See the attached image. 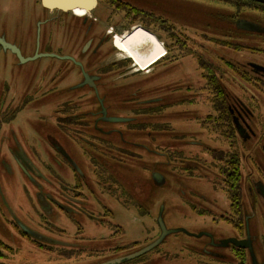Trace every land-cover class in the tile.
Segmentation results:
<instances>
[{"label":"rangeland","instance_id":"rangeland-1","mask_svg":"<svg viewBox=\"0 0 264 264\" xmlns=\"http://www.w3.org/2000/svg\"><path fill=\"white\" fill-rule=\"evenodd\" d=\"M120 1L151 13L164 23L153 19L142 21L108 5L106 0H100L87 15V24L93 21L97 34L101 35L105 30L112 31L109 48L115 70L112 69L110 77V114L122 118L132 117L129 108L120 105L119 99H126L134 91H140L138 96L142 99L158 95L159 101L162 99L165 106L153 118L139 117L141 120L150 119L157 124V128L146 127L135 132L129 130L124 122L111 123L114 125L112 127L120 128L131 142L126 145L112 143L118 147L119 155L113 152L109 157L110 151L103 146L95 149L82 142L71 144L73 157L92 181L93 192L92 189L82 188L87 196V215L89 212L95 215V219H92L85 213H74L71 218L61 209L44 204L41 195V192H46L52 194L50 197L53 199L57 197L56 185L48 186L44 180L53 181L56 176H51V171L65 183L73 184L75 181L73 171L67 165H58L47 145L48 136L53 132L51 125L55 122L53 110L64 99L62 95L40 99L42 91L48 92L49 88L57 86L48 81L41 83L42 72L52 66H61L68 72L71 68L69 60L57 57L71 55L86 68L87 56L84 54L87 46L83 45L87 39L88 26L83 24V17L71 12L59 18L56 11L45 9L41 0H0V37L16 45L22 57L30 58L29 61L21 62L13 53L0 51V91L10 92L16 100L24 94L32 95L26 110L18 116L16 127L26 135V145L33 155L31 160L36 168H42L44 177L38 186L29 176L25 180L11 166L13 173L0 181L4 198L3 206H0V240L12 248H0L3 254L0 260L3 262L100 264L110 261L143 248L157 238L160 232L157 217L161 207L168 229L181 228L192 235L207 233L215 240L240 237L238 230L220 218L228 215L230 206L225 188L219 185L220 177L216 176L213 169H203L202 159H205L208 167L210 159L202 146L190 142L200 141L209 147L227 150V141L234 138L235 132L231 115L229 122L232 129L223 122L219 126L214 124L219 119L214 120L211 94L203 78L205 69L200 68L199 60L204 66L207 64L213 68L224 90L230 95V107L242 115L240 124L244 127L247 125L252 132L248 131L250 138L245 144L246 150L242 152L243 178L249 177L264 185V75L253 74L248 66L257 64L264 67V8L239 5L236 0ZM77 12L81 13L79 10ZM242 23L252 28H245ZM135 26L159 37L167 53L145 71L132 66L131 59L121 57L116 47L127 52L134 50L135 44L140 41L146 45L154 44L151 36L135 28L127 36L130 39L128 43L117 39L116 47L113 44L115 35L129 32ZM136 38L139 40L136 41ZM220 41L245 49H230L220 45ZM73 45L77 48L71 53ZM59 47L62 50H58ZM103 50L108 49L105 47ZM46 53L57 57L46 56ZM238 72L243 73V79ZM80 78L79 71L73 81ZM70 79L68 77L61 86L69 84ZM85 89H77L80 96L85 93ZM63 93L67 94L65 91ZM74 93L68 92V96ZM79 103L81 109L95 110L85 100ZM209 114L213 118L207 119ZM33 149L39 156L33 154ZM167 150L170 152L169 165L166 157L159 155L161 152L167 153ZM194 154H198L201 160L189 162L198 175L190 177L184 169L185 158L181 156ZM92 159L94 165L90 162ZM98 161H106L117 170L118 175L107 168L104 170L109 179L110 191L117 196L102 192L101 186L96 183L93 167L98 165ZM155 171L163 174L166 180V183L156 188L151 181ZM243 198L254 254L258 264H264V201L257 192L249 195L243 191ZM135 200L138 203H134ZM123 202L136 207L124 208ZM103 206L112 214L105 215ZM12 219L24 221L26 228L36 233L44 246L18 236L8 224ZM208 242L205 236L198 238L182 232L172 233L156 249L143 256L145 262L137 264H240L242 261L229 249H220L215 256L209 255L207 252L211 248ZM135 245L136 249H131ZM115 247L123 250H115ZM93 249L102 252L91 253ZM246 253L242 263L252 264L249 253Z\"/></svg>","mask_w":264,"mask_h":264},{"label":"flooded vegetation","instance_id":"flooded-vegetation-1","mask_svg":"<svg viewBox=\"0 0 264 264\" xmlns=\"http://www.w3.org/2000/svg\"><path fill=\"white\" fill-rule=\"evenodd\" d=\"M99 1L100 0H98V2ZM76 10L81 11V13H78ZM76 10L71 12V14L73 13L75 16L83 17L82 19L83 24L88 26L86 29L87 39L83 45L85 46L86 44L87 46L85 49L86 53L84 54L87 56L86 68L84 64H82L81 62H77L76 60L77 58H75L73 55H71L70 57H72L74 61L67 60L71 64L70 65L71 68L70 66H67L70 68L68 72H66L67 70H63V67L61 66L57 68H55L54 66L46 68L42 72L41 83L48 81L51 85L53 83H56L57 86L49 88L48 92L42 91L41 93L42 96L40 98L44 100L46 99V97L53 98V97L62 95L64 99L53 110L55 122L54 124L52 123L51 125L52 126L51 129L53 130V132L51 133L52 134L51 136H48L47 145L49 146L51 150L50 154L54 156L53 158L57 161V164L67 165L73 171V174L75 177V181L73 184H68V183L63 182L53 171H51L49 174L53 177L56 176L55 178L57 179L52 178L53 181L46 180L41 174L42 168H36L34 166V163L31 160L33 155L29 147L26 145V142H27L26 135L22 134L23 131H20V129L16 127V124H17L16 122H18L16 120L18 116L21 113H23V111L26 110L25 107L28 102H31L32 95L24 94L21 96L20 99L16 100V98L12 96L10 92L6 90L0 91V181L1 179L4 181L5 177L8 178L10 176V175L8 176V174L13 173L11 166H13L18 172H20L25 177L24 178L25 180H26V177L29 176L32 179L31 181L34 184L38 185L42 181L41 178H44L46 185L48 186H50L51 184L56 185L55 188L57 190L55 192H56L57 197H54L55 199H53L52 197H50L52 194L49 195L50 193L41 192V190H39L41 192V195L43 194V197H44L43 203L48 204L50 207L61 209L66 215H68L71 218L74 217V213L80 214V215L84 213L87 215L88 213V210L86 209L87 200L85 199L87 198V196L82 192V188L86 187L87 190L92 189L91 191L93 192L92 181H90L88 176L85 174V172L82 170V168L79 166V164L73 157L74 153L72 152L71 144L82 142V143L90 145L91 148H95V149H99V147L103 146L105 149L110 151L109 152V157H110L111 153L113 152L117 153L118 155L120 154L118 147L112 145V143L116 142V143H120L124 145H126L127 143L129 144L131 143L125 138V133L120 128L112 127L114 125H112L111 123H114V122H109L103 119V115L101 113L102 106H103L106 110V115H105L106 118L118 117V116L111 115L109 111L110 107L112 106V104L109 102V94L111 91L110 77L112 74V69L113 71L115 70L114 64H112L110 60V48H109L110 46L109 44L111 43L110 34L112 31L105 30L103 34L101 35L97 34L94 28L93 21L87 24L89 13L81 9H76ZM64 14L68 15L70 14V12L63 13V14L62 12H57V16L59 18H61L62 15ZM57 16H52V18H57ZM71 17L75 18L72 15ZM135 28L141 29L145 33H147L149 36H151L154 41V44L149 43L146 45L142 41H140L141 44L139 42L136 43L134 50L132 49L131 51H127V52L122 51L120 48L116 47L115 41L117 39L122 40L124 44L128 43L127 41H129L130 39L127 38V36L131 34L133 29ZM0 38L7 41L5 37H0ZM113 40H114L113 44L120 52V56L131 59L133 62L132 66L137 67V69L141 71L150 69L155 63L162 60L167 54L166 49L164 48V45L162 44V42L154 34L145 30L144 28L140 26H135L129 32H125L122 35H115ZM138 40L139 39L136 38V41ZM132 41H131L132 42L131 44L134 43L135 39ZM105 47H107L108 50L104 51L103 49ZM59 48L58 50H62L61 49L62 47H59ZM76 48H77L76 45H73L71 49V53H73V50ZM0 51H3L5 53L7 52L10 53L9 50H4L1 44H0ZM76 62L80 63V65H78ZM248 66L252 70L251 72L253 74L264 75V73L254 71V69L250 66V64H248ZM119 67H116V68L119 69ZM79 71L81 74V78L77 81H73L74 78H77ZM83 71L88 75L89 80H87V82H85V79L83 77ZM68 77L71 78L70 79L71 82L67 85L64 84V86H61L64 81L68 80ZM7 88L8 87H6V89ZM79 88H86L84 90L85 93L82 94L81 96L77 92V89ZM63 91H65L67 94H64ZM73 91L75 92L74 95L68 96V92L71 93ZM139 92L140 91H134L130 93L128 96H126L127 97L126 99H123V98L119 99L121 101L120 105H126L127 108H129V111L131 112V114L133 115L132 117L128 118L130 119L129 121L124 122V123L128 125L127 128L129 130H135V132H140L146 127L147 128L149 127L157 128L158 127L156 126L157 124L153 123L150 119L141 120L139 119V117L140 118L141 117L142 118L143 117L153 118L155 115H158L159 113L163 111V108L165 105L162 104L163 103L162 99L161 101H159L160 98L158 97V95H151L150 97L142 99L138 96ZM152 93H155V92L152 91ZM229 96L230 95L228 93L227 109H228L229 115H231L232 117V124L235 129L236 135H235V132H233L234 138H231L230 141H227L228 149L224 150V149L212 148V147L202 144V142L200 141H190V142H192V145L202 146L204 152L207 153L210 159V162L208 164L209 167L207 166L205 159H202L201 163L203 165V169L209 171L208 170L209 168V169H213L216 172V176L220 177L219 185L221 188L222 187L225 188L226 193H227L228 187L231 184L230 175L232 171L229 170L230 167L226 166L228 164L225 163V160L227 159L225 156L234 154L238 156V158L240 159V177L237 178L236 186H237V189L240 187V191H241V204H242V209H243V212H242L243 224L239 223V220L235 214V211L231 209V204L229 206L228 215L220 216V218L221 220H224L228 222L229 224H231L232 227H234L236 230L240 232V237L239 238L236 237L235 238L236 240H245L247 238L246 223H248V216H247V213L244 212V208H243L244 207L243 206V199H244L243 191L245 193H248L249 195H253L254 192H257L264 201V185L261 182H256L253 179H249V177L243 178L242 152L246 150L247 148L245 144L250 138V135L248 133V131L250 132V128L247 125H245L244 127L242 124H240V117L242 115L238 113L236 109L230 107L232 103H230L229 101ZM81 100H85L87 104H89L88 106L94 107L95 110L89 111L86 109H81V106L79 103ZM128 103H131L132 105H128ZM209 115H207V119ZM235 120H237V123L240 124L241 126L239 128L240 130L235 126ZM202 123L203 121H201V124ZM220 123L221 122L219 121H215L214 124L218 125ZM204 126H206L205 123H204ZM168 150L166 151L167 153H164V152L159 153L160 156L166 157L167 165L171 163L169 159L170 152ZM33 154L36 157L39 156L35 149H33ZM214 155L216 158L215 160H214ZM112 156L116 158L114 154H112ZM181 157L185 158L183 160L185 164L184 169L186 170V174L190 177L198 176L196 174L197 171L194 168H191L189 162L190 161L197 162L199 159L201 160V157H199L198 154L190 155L188 157H185V156H181ZM90 162L92 163V165L95 164V161L93 159L90 160ZM106 168L107 170L109 169L112 172H115L117 174L116 172L117 170L113 167L111 168L110 165H108L106 161H98V165L93 167V175L96 177V183L99 186H101L100 189L102 190V192L107 193L109 195L112 194L114 196H117L115 193H111L110 191V188H109L110 183L108 182L109 179L108 177H106L105 172H104ZM155 172L159 173L158 171H155ZM151 181L154 184L152 185L154 188L159 186L153 181V178ZM164 183H166L165 178H164ZM38 189H41V188H38ZM2 193L3 191L1 189V183H0V206H3L2 202L4 198L2 196ZM78 197H81V198L79 199ZM77 203H79V205ZM134 203H138V201L135 200ZM122 206H124V208L125 207L130 208L132 206L136 207V205H128L126 204V202H123ZM102 210H104L103 213L105 215L110 213V210L106 208V206H103ZM111 214L112 213H110V215ZM200 214L202 213L200 212ZM88 215L92 219H95L94 214L89 212ZM8 224L10 228L13 231H15L16 234L20 236L21 238L26 239L27 237L32 241L41 242L39 240L33 239L32 237L26 234V231H24L21 227L22 225L23 227L26 228V223L24 221L12 219L8 221ZM159 234L157 235V238L159 237ZM202 236H205L208 238L209 242L207 243V245L211 248V250L207 252L209 255L215 256L217 255L218 250L229 249L231 250V253L234 256H236L237 259L239 260L237 256L238 251L242 250L245 252V254H247L246 252L249 253L248 250L237 248L232 243H227L226 246H220V243L222 241L228 240V239H234V238L226 237V238H220V239L215 240V238L212 235H211L212 238L209 237L208 235H202ZM42 246L44 245L42 244ZM157 247L153 248L149 252L153 251ZM0 248L4 250L5 249L12 250L10 246L6 245L1 240H0ZM114 249L119 250V251L123 250V248L121 247H115ZM131 249H136V245L132 246ZM140 249H142V247L130 253L123 254L114 259L126 257L128 255H131L139 251ZM79 251L84 252V250H81V249H79ZM96 251L102 252V250H99V249H93L90 252L94 253ZM147 253H145L144 255H147ZM204 253L206 254L205 250H204ZM2 255L3 254L0 252V257ZM144 255L131 259V260H127V261L124 260L119 264L143 263L146 261V260L145 261L142 260ZM147 261H151V260H147Z\"/></svg>","mask_w":264,"mask_h":264},{"label":"water","instance_id":"water-1","mask_svg":"<svg viewBox=\"0 0 264 264\" xmlns=\"http://www.w3.org/2000/svg\"><path fill=\"white\" fill-rule=\"evenodd\" d=\"M253 2H257L260 4L264 5V0H250ZM41 4L42 6L49 10V11H57V12H62V13H67V12H73L76 9H81L86 11L87 13H91L98 4V0H41ZM242 26L245 28H252V26L246 24V23H242ZM0 44L2 46V48L4 50H9L11 53H13L21 62H26L29 61L30 58H24L22 57V54L20 52V49L11 43H8L7 41H5L4 39L0 38ZM46 56H52V57H57L56 55H53L51 53H46ZM59 59H67V60H73L74 59L70 56H63V57H57ZM77 63V62H76ZM78 65H80V63H77ZM250 66L254 69V71L256 72H261L264 73V67L259 66L257 64H250ZM83 77L85 79V82H87L88 79V75L83 71ZM101 113L103 115V119L109 121V122H127L130 119L128 118H122V117H109L106 118V110L105 108L102 106V110ZM235 126L239 129L241 126L240 124L237 123V120H235ZM242 129V128H241ZM240 130V129H239ZM152 178L153 181L161 186L164 183V178L160 173L154 172L152 174ZM163 207H161L159 214H158V218H157V224L159 226L160 229V234L159 237L154 240L152 243H150L149 245L143 247L142 249H140L139 251L128 255L126 257H122V258H118V259H114L105 263H101V264H119L124 260H131L134 258H137L139 256H142L143 254L149 252L150 250H152L153 248H155L156 246H158L160 243H162L164 241V239L172 233H178V232H182L194 237H201L202 235H208L209 237H211V235L207 234V233H200L198 235H192L189 232H187L185 229H168L165 226L164 220H163ZM247 228V238L245 240H236V239H228V240H224L220 243V246H226L227 243H232L234 246H236L237 248L240 249H247L249 251L250 254V258L252 261V264H258L256 256L254 254V250H253V246H252V241L250 238V234H249V230H248V223H246ZM22 229L24 231H26V234L29 235L32 238L35 239H39L41 240V238L34 233L33 231L29 230L28 228H25L21 225ZM212 238V237H211Z\"/></svg>","mask_w":264,"mask_h":264},{"label":"trees","instance_id":"trees-1","mask_svg":"<svg viewBox=\"0 0 264 264\" xmlns=\"http://www.w3.org/2000/svg\"><path fill=\"white\" fill-rule=\"evenodd\" d=\"M108 5H112L114 8H116L117 10H122L128 14H131L133 16H135L136 18H141V20H150L153 19L154 21L157 22H161L164 23V21H162L161 19L156 18L154 15H152L151 13H148L147 11L141 10V9H136L134 7H132L131 5H129L127 2H123L120 0H106ZM219 1H227V0H219ZM239 2V5H245V6H261L264 8L263 4L257 3V2H253L250 0H236ZM238 5V6H239ZM222 46L228 47L230 49H234V50H244L245 48L239 45H234V44H230L228 42H224V41H220L219 43ZM199 66L201 69H205V74L203 76L205 82H206V88L207 91L211 94V105L214 111V120H217L220 123V125L223 123H225L227 126L232 127L230 122H229V112L227 109V105H228V100H227V96L228 93L224 90V86L221 83L220 79L217 77L215 71L213 70V68L209 65H205L204 63L199 60ZM241 78L243 79V73H239ZM208 118H213V115H209ZM225 120V121H223ZM229 123V124H228ZM216 126H219L216 125ZM227 159L225 160V163L228 164L226 166L230 167L229 170L232 171L231 173V184L228 187L227 193H228V197L230 199V204H231V209L235 211L236 216L238 217L239 223L243 224V218H242V204H241V191H240V187L237 189L236 186V181L237 178L240 177V159L238 158V156L231 154V155H227L225 156ZM215 155H214V160H215ZM240 181V180H239ZM34 243L42 246L41 242H37V241H33ZM237 256L240 259H242V261L244 260L246 254L244 251L240 250L237 252ZM242 261H240V264H243ZM0 264H8L5 262H1Z\"/></svg>","mask_w":264,"mask_h":264}]
</instances>
